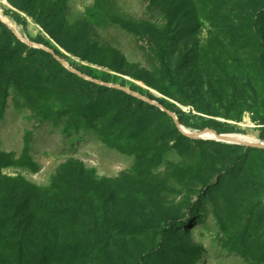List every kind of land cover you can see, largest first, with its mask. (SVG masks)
Segmentation results:
<instances>
[{
  "label": "rangeland",
  "instance_id": "1",
  "mask_svg": "<svg viewBox=\"0 0 264 264\" xmlns=\"http://www.w3.org/2000/svg\"><path fill=\"white\" fill-rule=\"evenodd\" d=\"M0 14L22 43L0 66V154L26 163L0 169V201L16 182L76 185V220L33 223L59 243L49 264H264V151L173 128L264 144V0H0Z\"/></svg>",
  "mask_w": 264,
  "mask_h": 264
},
{
  "label": "trees",
  "instance_id": "2",
  "mask_svg": "<svg viewBox=\"0 0 264 264\" xmlns=\"http://www.w3.org/2000/svg\"><path fill=\"white\" fill-rule=\"evenodd\" d=\"M4 38V41L1 40ZM12 41L19 42L18 39L15 38L14 34L11 32L8 27L0 22V56L4 57L5 55L10 54L12 48L10 47V43ZM62 46L66 47L62 44ZM33 52L40 53L47 57H52L51 54L47 53L41 49H34ZM14 57L12 55H8L6 59H0V66L8 60H12ZM57 61V60H56ZM60 65L61 63L57 61ZM62 69V68H61ZM63 70V69H62ZM63 73L68 76H74L73 73H70L66 70H63ZM97 79V77H93ZM90 84H93L89 82ZM105 90H110L109 88H105ZM140 103H144L140 101ZM153 108L154 107H150ZM264 124V123H262ZM175 133L178 135L179 139H187L176 127L173 125ZM197 143H202V140H194ZM233 147H242L241 145H227ZM251 147H246V149H250ZM254 150L264 151L261 149L253 148ZM245 153H243L238 159V161L245 158ZM6 155L0 154V169L2 167H6L9 165H25L23 162H12L5 161L3 163V159ZM68 188H65L60 185V183L53 182L51 184V189L56 193L54 195L63 196V200L59 198L51 199L50 193L52 190H44L43 188H36L34 186L24 184L21 186L20 184H14L10 187V190H6L5 199L6 202L0 201V245L7 252L11 253L14 256V264H49L51 260H56L53 258V255H50L49 249H53L50 246L44 245H59L56 241V237L50 238V235L43 228L39 227L38 231L35 229L34 222L41 220L46 216V219L58 221L66 216L70 217V220L74 221L77 219V215L75 209L71 207V204L68 203L70 199L74 200L75 198V189L76 185L68 181ZM58 191V194H57ZM68 198V200H66ZM64 200L65 203H64ZM74 202V201H73ZM67 205V206H66ZM13 208V213L6 214V208ZM56 223V222H55ZM33 230L35 231H32ZM38 228V227H37ZM172 225L169 224L163 231L170 233ZM52 240V241H51ZM54 242V243H52ZM14 250V252H13ZM146 258V255L139 256L136 260V264H140L142 260ZM5 264V263H0ZM6 264H11L10 261Z\"/></svg>",
  "mask_w": 264,
  "mask_h": 264
},
{
  "label": "water",
  "instance_id": "3",
  "mask_svg": "<svg viewBox=\"0 0 264 264\" xmlns=\"http://www.w3.org/2000/svg\"><path fill=\"white\" fill-rule=\"evenodd\" d=\"M0 20L1 17H0ZM3 22L5 24H7V26L14 32V28L9 24L7 23L6 21L3 20ZM54 57L64 66L66 67V69H68L70 72L72 73H75L76 75L86 79V80H89V81H92V82H95L99 85H102V86H105V87H108V88H112V89H116V90H119V91H122V92H125V93H129L131 95H134L142 100H144L145 102L147 103H150V104H155L153 101L149 100V99H146V98H143L139 95H137L135 92L131 91L130 89L126 88V87H123V86H119V85H115V84H110V83H104L102 81H99L97 79H94V78H91V77H88L82 73H79L77 72L76 70H74L72 67H70L66 61H64L63 59L57 57L56 55H54ZM165 112H167L169 115H172L170 112H168L167 110H163ZM176 120V119H175ZM175 125L176 127L179 129V131L186 137L188 138H191V139H196V138H202V139H208V138H205L203 137L204 133L206 132H211L214 134L215 138L214 140H217V141H220V142H224V143H227V144H234V145H241V146H244V147H251V148H256V149H261V150H264V144L262 143H251V142H247V141H244V140H241V139H238V138H235V137H232V136H227L226 134H220V133H217L216 131L212 130V129H209V128H206L204 129L203 131L201 132H190V131H187L185 130L177 121L175 122Z\"/></svg>",
  "mask_w": 264,
  "mask_h": 264
},
{
  "label": "bare ground",
  "instance_id": "4",
  "mask_svg": "<svg viewBox=\"0 0 264 264\" xmlns=\"http://www.w3.org/2000/svg\"><path fill=\"white\" fill-rule=\"evenodd\" d=\"M9 6V5H8ZM0 17L3 19V20H5V21H7V19L5 18V17H3L1 14H0ZM185 129V128H184ZM186 130V129H185ZM207 135H210V136H214V134L213 133H211V132H206V133H204V135L203 136H207ZM227 135V134H226ZM228 136V135H227ZM233 137H235V138H239V139H242V140H244V141H249V142H253V143H256L257 142V140H255V139H252V138H250V137H248V136H243V135H240V134H234V136ZM214 138H215V136H214ZM216 139V138H215Z\"/></svg>",
  "mask_w": 264,
  "mask_h": 264
}]
</instances>
